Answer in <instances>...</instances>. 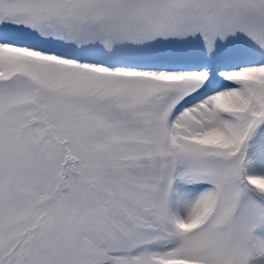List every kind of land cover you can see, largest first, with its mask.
I'll return each instance as SVG.
<instances>
[{"label":"snow or ice","instance_id":"snow-or-ice-1","mask_svg":"<svg viewBox=\"0 0 264 264\" xmlns=\"http://www.w3.org/2000/svg\"><path fill=\"white\" fill-rule=\"evenodd\" d=\"M0 264H264V0H0Z\"/></svg>","mask_w":264,"mask_h":264}]
</instances>
